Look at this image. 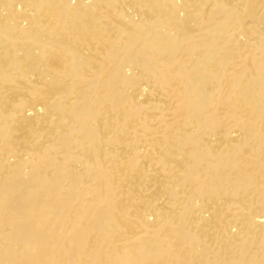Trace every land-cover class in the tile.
<instances>
[{
  "label": "bare ground",
  "instance_id": "bare-ground-1",
  "mask_svg": "<svg viewBox=\"0 0 264 264\" xmlns=\"http://www.w3.org/2000/svg\"><path fill=\"white\" fill-rule=\"evenodd\" d=\"M0 264H264V0H0Z\"/></svg>",
  "mask_w": 264,
  "mask_h": 264
}]
</instances>
